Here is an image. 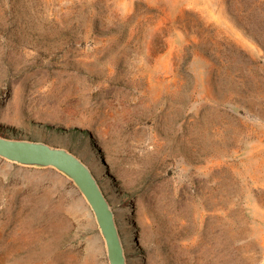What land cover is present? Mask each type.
<instances>
[{
    "label": "rangeland",
    "instance_id": "obj_1",
    "mask_svg": "<svg viewBox=\"0 0 264 264\" xmlns=\"http://www.w3.org/2000/svg\"><path fill=\"white\" fill-rule=\"evenodd\" d=\"M0 136L84 161L127 264H264V0H0ZM0 264H107L64 176L0 159Z\"/></svg>",
    "mask_w": 264,
    "mask_h": 264
},
{
    "label": "water",
    "instance_id": "obj_2",
    "mask_svg": "<svg viewBox=\"0 0 264 264\" xmlns=\"http://www.w3.org/2000/svg\"><path fill=\"white\" fill-rule=\"evenodd\" d=\"M0 159L33 168H51L64 176L89 209L104 243L107 264H127L113 210L90 168L65 148L40 141L0 136Z\"/></svg>",
    "mask_w": 264,
    "mask_h": 264
}]
</instances>
